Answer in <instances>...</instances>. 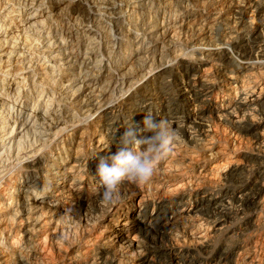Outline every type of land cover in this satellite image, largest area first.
I'll list each match as a JSON object with an SVG mask.
<instances>
[{
  "label": "bare ground",
  "instance_id": "1",
  "mask_svg": "<svg viewBox=\"0 0 264 264\" xmlns=\"http://www.w3.org/2000/svg\"><path fill=\"white\" fill-rule=\"evenodd\" d=\"M53 1L55 3V9L61 11L66 10L68 4L67 0ZM71 1L75 3V13L83 18V20L78 19L76 23L75 20H73V25L77 33L80 32L82 37L85 36L88 39L89 44L87 47L85 46V51L88 53H96L97 50L100 52L102 50L103 53L107 55L106 69H108L110 66L109 64H111L109 58L114 51H112V47L118 44L120 36H125L129 39H138V37L141 36L151 47L159 44L161 40L163 49L168 47V50H171V48H174L178 32L184 31V27L181 25L183 18L180 15H176L179 10H184L180 0ZM187 1L189 4H197V6L204 9V11L209 8L207 5H210V0ZM215 1L216 3H221L220 10H224L223 4H225V9L227 10L223 12V15L220 16L218 13L219 15L217 16V13L213 12L214 9L211 6V11L209 8L208 11L210 12L206 14L205 17L212 18L216 15L213 19V25L218 22L219 25L226 27L228 31L222 29L221 37L219 36V39L214 43L210 37L212 35L211 23L205 24V17V20L202 19L203 24H200V22L191 27L193 28V31L190 29L193 36H196L198 39V41H196L198 44L195 46L196 48H194V51L203 56L201 65H209V69L205 70L204 76H201V78L196 76L194 79L188 78L189 74L187 70L185 75L188 74L186 76L188 80L185 89L187 88L188 90L184 92V87H179L176 91L175 98H169L165 92L164 84L162 83L165 80L164 77L171 73L169 70L171 64L168 63L170 61L166 59L167 57L165 58L161 55L158 56L157 60V56L153 51L150 53L145 51L142 54L136 53V59L134 60V62L141 63V66L148 70L145 74L141 75H139L138 72V74L135 73L137 74L135 80L138 81V83L135 84V88L138 87L136 89H139V92L135 93V95L137 94L136 96L133 93V95L128 97L124 96L125 98L120 97L119 111H115L109 107V104L106 102L107 93H109L112 88H115V85L107 82L105 87H103L104 92H98V95L94 99L93 97L96 92L92 94L91 91L79 99L80 89L86 86L88 87L87 89H91V82L89 80V82L83 80L77 82L75 79L70 81L67 80L69 83L67 82L68 84L64 86L61 94H57L58 96L52 93L55 87L54 83L51 84L48 80L45 82L39 81V90L36 92L34 103L28 108L30 114H25L26 120L24 119V121L19 120L21 122H18L14 120L11 122V118L9 117L11 112L6 105L5 113L4 111L0 113V148L2 149L5 148L6 145L12 144L13 148L18 150L22 145L27 144L30 149L27 152V157L19 163L23 171L22 179L25 178L24 176H29V178L19 180L21 179V176H19V178H16L14 181L11 190H13L14 195L23 193L22 190H32L33 205L26 210L24 208L26 205L20 203L21 201H16V198L12 199V202H9L10 204L8 203L9 205L7 203L4 204V202L0 200V264H130V262L121 259L120 254L113 248L114 244H112L111 240L105 238L101 231V233L99 232L96 236L88 235L85 227L83 229L81 226H77V228L71 226L66 227L63 224L62 226L55 216L58 214L57 208L64 201L63 198H66L58 188L60 187L59 185L62 184L60 180L69 176L75 180L74 183H81L84 176L94 174L97 164V160H95L96 156H110L115 153L116 144L113 137L123 132L131 117H133L135 121L140 122L143 120L144 115L150 113L154 120L162 124V127L166 129L171 137L170 143L166 146L164 154H162L161 159L154 169L153 173L158 175L156 178L157 180H155L156 182H160V180L172 182L182 179V177H184L185 167L192 166L196 163L198 158L196 151H199V149L200 151L205 148L208 149L207 139L209 135H207L204 127H201L200 124L199 126H192V124L187 125L186 117H183L184 120L182 119V121L180 117H178V115L184 113V106L181 105V99H184V96L187 95L193 97V99L199 103L198 115L201 117V120L203 118L204 123L212 124L214 123L213 120H220L219 118H221L223 123L230 125L229 127H231L234 134H244L246 137L250 136L248 139L251 140L252 146L261 149L264 153V40L259 36L260 32L258 33V31H260L259 29H264V0H237L238 3H234V0ZM29 2L31 5L32 3L39 4L36 0H29ZM41 3L43 4L42 1ZM152 4H163L162 9H164V12H168L167 16L162 19L160 24L152 23L149 19L147 9L150 7H147ZM233 8L234 10H238V13L244 11V15L236 18L234 16L236 14L234 13L237 12H234ZM36 9L38 10V7H36ZM36 9L34 13L32 12L33 14H30L29 18L27 17V23H29L31 27L34 25L37 27L39 25L43 26L44 21H46L44 19L50 17V15L47 16V14L50 13L48 7L41 8L40 11H36ZM231 14H233V16L230 17ZM227 27L232 28L229 29ZM40 31L42 30L40 29ZM42 32L45 33L44 30ZM46 33L48 34V32ZM41 34L38 33L37 37ZM28 36L29 35L26 36L27 40L29 38ZM30 42H32V40H30ZM1 43L2 42H0V56L6 55L8 57L7 59H9L11 54L3 53L4 51L2 50ZM14 43H16V41ZM51 44L53 43L51 42ZM51 44L46 42L43 46V53L42 51L41 53L44 54L49 61L55 59L56 62L52 66L49 64L43 68V70L50 69L53 70V72H59V74L61 71L69 70L70 62L64 55L60 43L57 41L55 45L53 44V47H51ZM31 45L29 49L32 50V48H30ZM99 47L102 49H98ZM9 48L10 47H8V49ZM17 52H20V50ZM146 53L148 55H146ZM15 54L17 53L14 52V55ZM18 56L21 57L22 55L20 56L17 54V57ZM172 58L175 60V55ZM101 64L102 60H97L94 62V67H100ZM132 65V63L131 65H127L126 69L124 67H119V71L125 70L121 74L123 78L121 79L120 91L123 90V85H126L129 90L133 87V82L130 80L131 78L129 76H132L130 73ZM28 66L26 68H28ZM26 68H24V70H26ZM210 72H214L218 76L216 85L207 78V74ZM170 79L168 78L166 80ZM161 80L163 81L161 82ZM51 81L55 82L53 80ZM130 81L132 83H130ZM31 82H33V80ZM166 83L170 84V81H166ZM150 86L155 90V94L151 93V90L149 91ZM60 89L61 88H59V91ZM225 89L230 93L228 95L222 94L223 96H221V93H223ZM153 95L156 97L154 103H152L154 100H148L151 99ZM103 96L106 97V99ZM139 97L143 98L145 101L141 102L142 99H137ZM213 99H216L217 102L221 99L222 103L225 104L219 107L216 102L212 104ZM146 100L151 101V103L148 104L149 106H147L148 108H145L147 105L145 104ZM68 106L75 107L74 109L86 115L85 117H90L92 115V119L90 118L91 121H89L91 122L90 126L93 131V138L91 142H88L89 144H87L86 148L84 146L86 142L84 143L83 132L74 133L73 131L71 135H67L68 129L66 125L68 124L59 121L60 117H63L64 114L66 115ZM72 110H69L70 114ZM68 119L73 120V117ZM177 119H180V121H176ZM70 123L73 122L71 121ZM117 128L120 130V133H116L115 130ZM239 135H237V138H239ZM29 138L34 139V142L29 143L31 141H28ZM36 140L40 141L43 147L50 144L54 148L53 152H49V154L45 153L43 148L39 149L34 145ZM49 149L50 148H48V151ZM170 151L173 152V157L176 159L167 161L164 163V167H161L164 161L163 155H168ZM218 154L222 155L221 152H218L217 155ZM239 161L227 159L224 160L222 164L220 163L221 166L219 169L221 174L218 175L216 173L218 175L217 178L213 173L207 175V173L201 174L199 171L200 174L196 175L194 180L192 178L189 182L191 186L189 194L183 192L185 191L182 189L184 186L183 183V185L173 189V191L171 190L173 194L170 190L168 191L172 194H169L171 200L177 201L180 204H188L190 199L188 201H185V199L193 196L194 200L192 204L193 210L195 211V220L193 223L191 222L192 224H190L189 228L192 235H198L197 237L202 241H200V243H204L203 241L211 237V233L215 234L216 227L221 226L223 222L227 221L232 211L237 212V207H240V209L248 208L264 211V173L260 172L261 169H264V155L254 159L247 166L252 169L253 172H260L257 175L261 176L259 177V181L262 183L259 184L254 178V181L252 180L253 182L250 185L242 187V189L235 194H225L219 199L214 198L212 194L205 191L222 186L223 182L239 179L246 170V167L243 168L242 165L239 164ZM205 170L207 169L202 171L205 172ZM247 174L249 175V173ZM150 180H152V178ZM158 184L160 183H155L153 190L158 191L161 188L160 186L162 184L160 186H158ZM145 185L147 187V184ZM179 189L182 190L179 191ZM10 193L11 192H7L4 194L9 196ZM38 200H41V202L44 200H46L47 203L50 202V207L43 209L42 204L38 203ZM184 205H182V207ZM18 208L23 209L17 211ZM10 209L17 211V213H14L15 216L13 214H11V217L9 216ZM258 240L238 239V244L233 246V249L226 248L222 254H218L215 258L213 257V259L204 262L205 264H262L261 258L255 257V248L258 244ZM200 251L203 253V248L200 249ZM165 253V250L162 248L156 249L153 252V258L156 259V263L150 264H157V261L166 259ZM204 253L206 254L207 251ZM168 259H171V261L174 259L179 260L182 264H198V261L194 260L192 255L187 252L175 253L171 258L168 256Z\"/></svg>",
  "mask_w": 264,
  "mask_h": 264
},
{
  "label": "rangeland",
  "instance_id": "2",
  "mask_svg": "<svg viewBox=\"0 0 264 264\" xmlns=\"http://www.w3.org/2000/svg\"><path fill=\"white\" fill-rule=\"evenodd\" d=\"M11 1L13 0H0V42H2L1 47L2 50L4 51L3 53L11 54L10 55L11 57L9 59H7L8 57L6 55L0 56V79H1L0 80V108H1L0 113L3 111L5 113V108L7 105L8 108L10 109L9 111L11 112L9 115V117L11 118V122L14 120L18 122H21L19 120L22 121H24V119L26 120L25 114L26 115L30 114V110L28 108L34 103L36 92L39 90L38 88L39 83L41 81L45 82L47 80L51 84L54 83L55 87L52 93H54L55 96H58L57 94H61L64 86H66L70 80L75 79L77 82L82 80L87 82L89 80L91 82V89L90 88H89L90 90L87 89L88 88L87 86L85 88H81L79 92L80 94L79 99L87 95L90 91L92 92V94H95L96 92V94L93 97L94 99L98 95L97 94L98 92H102V93L104 92L103 87H105L107 82L112 85H115V88H112V90L109 93H107L106 95L107 99L106 97H104L105 95L103 97L106 99V102L107 104H109V107H111L115 111H119L120 97L125 98L130 95H133V93L135 95V93L139 92V89H136L138 87L135 88V84L138 83V81L135 80V76H137L138 73L139 75L145 74L146 71L148 70L142 67L141 63L134 62V60L136 59L135 58L137 55L136 53L142 54L145 51L147 53L153 51V53L157 56L156 57L157 60H158V56L161 55L165 58L167 57L166 59L170 61L168 63L171 64L169 66V70L171 71V73L164 77L165 78L164 82H162L163 80H161V82L164 84L163 86L165 87L164 89L166 90L164 91L167 93L169 98H175L176 91L179 87L180 88L184 87L183 88L184 92L188 90L187 88L185 89L186 87L185 85L188 80L186 76L188 74H189L188 75L189 79H194L196 78V76L201 78V76H204L205 70L209 69V65L208 66L201 65L202 64L201 60L203 56L199 55L194 51V48H196L195 46H197L198 44V42L196 43L198 39L196 38V36H193V33L191 32L193 28L191 27L197 25V23L200 22H201L200 24H203L202 19L205 20L206 18L205 15L211 11L210 8L211 6L214 9L213 12L217 13L216 14L217 16L219 14L220 16L223 15V12L227 10L225 9V4L222 5L224 10L223 11L220 10L221 3H216L215 0H210L209 1L210 5H207V7L210 8V11H208L209 8L204 11V9L197 6V4L195 3L189 4L187 0H183V1L180 0L182 2V7L184 10L183 11L179 10V12L176 15L182 16L183 22L181 21V25L184 27V31L178 32V34L176 33L177 39L175 40L174 48L168 50V47H165L163 49L162 47L163 44L161 40L160 43L156 45L157 47L156 46L151 47L150 44H148V42L145 41V39H143L141 36H139L138 39L137 38L129 39L126 38L125 36H120V41L118 42V44L112 47V51L113 50L114 51L109 58L111 64H109L110 66L108 67V69H106L105 66L107 65L106 63L107 55L103 53L101 47L98 48L101 50V52L99 50H97L96 53H91V52L88 53L87 51H85V48L89 44L88 39L85 36L82 37V35H80V32L77 33L76 28L73 25L74 24L73 20H75L76 23L78 19L83 20V18L82 16L75 13L76 6L75 3H73L71 0H67L68 4L65 11L55 9L54 6L55 3L53 0H36V2H39V4L32 3L33 6L30 4L29 0H20V2L19 0H14L15 2L14 1L11 2ZM41 1L43 2V4L41 3ZM236 2L238 3L237 0H234V3ZM24 6H26L27 8ZM36 7H38V10L36 9ZM44 7L49 8L50 13L47 14V16L50 15V17L46 19H44L45 17L42 18L46 20L44 21L43 26L42 25H39L38 27L35 25L33 27L29 26L30 24L27 23V21L30 14H33L35 12V9L36 11H40V9ZM147 8H149L147 9L149 19L152 23L155 24H160L162 19L166 17L168 14V12H164V9H162L163 4L160 5L152 4L149 5ZM237 11L238 10L236 9L234 10V12ZM234 14H236L234 15L236 18H239L241 15L242 16L244 15V11L240 13L237 12ZM215 16H213L212 18L210 17L211 19L206 18L207 21L206 20L204 21L205 24L211 23L212 35L210 37L212 38L214 43L219 39V36L221 37V33L223 30L228 31L226 27L219 25L218 22H216L217 24L213 25V19L215 18ZM231 16H233V14H231L230 17ZM186 27L189 29H187ZM227 28L230 29L232 27H227ZM40 29L42 31L44 30L45 33L40 31ZM259 30H260L258 31V33L260 32L259 36L262 37L261 38L262 40H264V29L261 28ZM46 32H48L49 35ZM38 33L39 34L42 33L41 35L38 36L39 38L37 37ZM27 35H29L28 40L26 38ZM30 40H32V42H30ZM15 41L16 43H14ZM57 41L60 43L61 47L63 48L64 55L68 58V61L70 62L69 70L61 71L60 72V74L62 73L61 75L59 74V72L56 73V71L53 72V70L50 69L43 70V68H45L49 64L52 66L56 62L55 59L49 61V59H47L45 55L42 54L44 50L43 46L46 42H49L50 44L52 42L55 45ZM14 44L17 45L15 46ZM53 44H51V47H53ZM30 45H31L30 48H32V50L29 49ZM8 47L10 48L8 49ZM19 50L21 53L17 52ZM13 51L18 55L20 56L22 55V56L17 57V54L14 55ZM147 53L146 55H148ZM174 55L176 58L175 60H173L172 58ZM95 60L96 61L102 60V64L100 65V67L102 66L101 68L97 66L96 68L94 67L95 66L94 62H96ZM42 63H45L47 65ZM131 63L133 64L130 69V73L132 74V76L131 75L129 76L131 78L130 80L133 82L132 83L130 81L133 87H131L129 90V88H127L126 85H123V90L120 91L121 79L123 78L121 74L125 70L119 71L120 69L119 67H124L126 69V66L131 65ZM26 64L27 66L30 64L28 68H26L27 67ZM24 68H26V70H24ZM187 70H188V74L185 75L187 73ZM51 74L52 75L54 74L55 76L54 75L52 76ZM208 74H207V78H209V80L214 85H216L218 82L217 74L214 72H210ZM32 75H33V79H32ZM48 77L55 82H52ZM168 78L171 79L166 80ZM32 80L33 82H31ZM166 81H170V84L166 83ZM59 88H61L60 91ZM150 90L151 93L155 92V90L151 86L149 91ZM229 93L230 92H228V90L225 89L224 92L221 93V96L228 95ZM184 97H185L184 99H181V105L184 106V113L182 115H178V117H180L181 121L182 119L184 120V118L186 117L187 125L192 124V126L195 125L199 126L200 124L201 127L202 126L204 127L209 137L207 139L208 149L205 148L201 151L200 149L199 151H196L197 152L196 155L198 157L196 161L197 164L194 163L192 166L185 167L184 175H183L184 177H182V179L172 182H169L167 180L165 181L160 180V182H156L155 180H157L156 178L158 175L153 173L151 177L152 180H149V182L145 183L147 184V187L145 184L138 185L136 183L125 181L120 185L118 193L114 194L113 202L103 203L102 194L104 189L101 186L99 179H97L98 176L96 175V170L94 171V174L84 176L81 183H74L75 180L72 177L68 176L63 180H60V183L62 184H60L59 185L60 187L58 188L66 198H63L65 202L63 201V203L57 208L58 214L55 216V218L59 220L61 225L63 224L66 227L71 226L77 228V226H81L83 229L85 227L88 235L96 236L101 231L102 234L105 236V238L111 240L112 244H114L113 248L118 252V254H120L121 259L130 262V264L132 263L150 264L154 262L156 263L155 261L156 259L153 258L154 256L153 252L158 248L159 249L162 248L165 250L166 252L165 258L166 257L167 258L164 260L161 259L157 261V264L159 263L182 264L179 260L174 259L173 261H171V259H168V256L169 258H171L172 255L178 252L179 253L187 252L192 255V258L194 260L198 261V264H203V263L205 264L204 261H209L213 259V257L215 258L216 256H218V254L219 255L222 254L224 252V249L226 248L233 249L234 248L233 246H236V244H238V239L257 241L258 238H259L258 244L255 248L256 249L255 257L258 258L260 257L262 260V264H264V257H263L264 256V211H260L257 209L252 210L248 208L245 209L242 207H241L242 209H240V207H237L236 208L237 212L232 211L229 214L230 220L228 219L227 221L223 222L222 224L223 226L221 225L222 227L221 226L216 227L215 229L216 233L215 234L211 233L210 234L212 235L211 237H209L206 241H203L204 243H200L201 240L199 237H197L198 235H194V234L192 235L189 228L190 224H192L193 221L195 220L194 219L195 211L193 210V204H192L194 200L193 196L191 198L185 199V201H188L190 199L188 204L185 203L180 204L177 201L171 200L170 195L173 194L171 190L173 191V189L183 184L184 186L182 189L185 190L183 192L189 194V191L191 190L190 188L191 186L189 182L192 180V178L194 180V177L200 174V172L201 174L207 173V175L209 173L210 174L213 173L217 178V176L221 174L219 167L221 166L222 162H224V160L227 159H232L237 161L240 160L239 164L242 165L243 168L246 167L245 168L246 170L244 171V174H242L237 180L226 181L223 182L222 186H219L212 190H205L207 193L212 194L213 197L216 199H219L223 195L228 193L235 194L237 191L242 189V187H245L246 185H250L254 181V178L256 182H259V184L262 183L261 181H259V177L261 176H258L257 174L260 172L264 173L263 171L264 169H261L260 172H256V171L253 172L252 169L247 167L251 161L257 159L259 156L264 155L261 149H257L256 147L252 146L251 140L248 139L250 136L246 137L244 134L242 135L241 134L239 135L237 133L234 134L233 131L231 130V127H229L230 125L223 123V120L221 118H219L220 120L218 119L215 121L213 120L214 123L212 124L204 123L203 118L201 120L200 119L201 117H199L198 115L199 103H197V101H195L193 97L189 95ZM137 99L138 100L142 99V101L140 100L141 102L145 101L141 97ZM148 100L151 101L154 100L152 102L154 103L156 101V97L153 95L151 99ZM148 100H146L145 104L147 105L145 108H148L147 107L149 106L148 104L151 103V101ZM215 100L216 99L212 100V104L213 103L215 104L216 102L219 105V107H222L225 104L222 103L221 99H219L218 102L217 100L216 101ZM13 105L15 108L13 107ZM74 108L75 107L68 106L67 112L65 110L66 115L64 114L63 116L64 118L60 117L61 119L59 118V121L63 123L66 122V124H68L66 125L68 129L67 135L69 134L71 135L73 131L74 133L83 132L84 143L86 142L85 143L86 145L84 144V146L86 148L87 144H89L88 142H91V139L93 138L92 135L93 131L90 126L91 125L90 118L92 117V115L90 117H85L86 115L79 113L77 109ZM69 110L70 111L72 110L73 113L71 112L70 114ZM70 117H73V120L68 119ZM180 119H177L176 121H180ZM68 121L70 122L72 121L74 124ZM237 135H239L238 136L239 138H237ZM33 140L34 139L32 138L28 139V141H30L29 143H33L34 142ZM38 140L35 141L34 144L35 146H37L39 149L43 148V151L45 153L53 152L54 148L50 144H47L45 145V147H43L42 143ZM48 148H50L49 151ZM20 149H18L20 151L19 152L18 150L13 148L12 144L6 145L5 148L2 149L0 148V157H1L0 158V173H1L0 200L4 202V204L5 203L8 204L9 202H12V199L16 198L15 200L18 202L21 201L20 203H24L26 205V207L24 208L28 210L33 205L32 190H27V191L22 190L23 193H20L18 195L17 194L14 195L13 190H11L16 178L18 179L19 176H21V179L19 180L29 178V176H24L25 178L22 179L23 171L20 168L19 163H21L22 162L21 160H24L27 157V152L30 149L27 144L22 145ZM217 151L221 152L222 155L218 154L220 157L217 155L218 153ZM172 153L173 152L170 151L168 152V155H163L164 161L161 167H164L165 165L164 163H166L167 161H173L176 159L175 157H173ZM204 169L207 170L203 172ZM247 173H249V175ZM154 182L156 184L160 183L158 184V186L162 184L160 186L161 188L158 191L153 190L154 189L153 187L155 185ZM186 187L189 188L187 189ZM182 189H179V191ZM169 190L172 194L168 192ZM7 192H11L10 194L13 195L11 196L9 194L8 196L4 194ZM38 203L42 204L43 209L44 208L47 209L50 207L49 206L50 202L47 203L46 200L42 202L41 200H38ZM159 203H161L162 205ZM182 205L184 206L182 207ZM22 209L23 208L20 209L18 208L17 211H21ZM13 210L10 209L9 211L10 217L11 214L15 216L14 213L15 212L17 213L16 210L14 211ZM199 248L200 249L203 248V253L200 251ZM205 251H207L206 254L204 253Z\"/></svg>",
  "mask_w": 264,
  "mask_h": 264
},
{
  "label": "clouds",
  "instance_id": "3",
  "mask_svg": "<svg viewBox=\"0 0 264 264\" xmlns=\"http://www.w3.org/2000/svg\"><path fill=\"white\" fill-rule=\"evenodd\" d=\"M115 131L120 133L118 128ZM113 139L115 153L95 158L96 175L104 189L103 203L113 202L114 194L125 181L138 185L148 182L171 137L149 113L140 122L129 118L123 132Z\"/></svg>",
  "mask_w": 264,
  "mask_h": 264
}]
</instances>
